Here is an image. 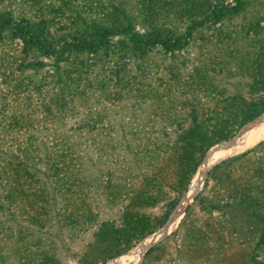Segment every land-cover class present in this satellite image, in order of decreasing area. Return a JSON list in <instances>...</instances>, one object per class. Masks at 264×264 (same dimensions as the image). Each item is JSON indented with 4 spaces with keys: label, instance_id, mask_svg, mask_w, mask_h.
Here are the masks:
<instances>
[{
    "label": "rangeland",
    "instance_id": "374dc122",
    "mask_svg": "<svg viewBox=\"0 0 264 264\" xmlns=\"http://www.w3.org/2000/svg\"><path fill=\"white\" fill-rule=\"evenodd\" d=\"M0 264H264V0H0Z\"/></svg>",
    "mask_w": 264,
    "mask_h": 264
},
{
    "label": "trees",
    "instance_id": "16d2710c",
    "mask_svg": "<svg viewBox=\"0 0 264 264\" xmlns=\"http://www.w3.org/2000/svg\"><path fill=\"white\" fill-rule=\"evenodd\" d=\"M130 31L129 28H123L120 30H107L103 29L97 32L96 38L93 40V42H78L72 44V47L75 49H84V48H89L93 43H96L97 45H103L105 44L108 36L117 34L119 33L118 31H122L125 33H128L130 37L134 38V40L142 45L146 46H154L158 45L162 47L165 50H174L180 48L186 41L187 36L189 35V32H186L183 37H174V38H167V37H162L159 35H151L147 37H141L138 33L136 32H127ZM40 49H43L40 45L38 46ZM44 54H46V50H42ZM173 205H171L169 208H172ZM169 208L166 209L165 213L163 214L162 218L165 219L167 217V211Z\"/></svg>",
    "mask_w": 264,
    "mask_h": 264
},
{
    "label": "bare ground",
    "instance_id": "6f19581e",
    "mask_svg": "<svg viewBox=\"0 0 264 264\" xmlns=\"http://www.w3.org/2000/svg\"><path fill=\"white\" fill-rule=\"evenodd\" d=\"M252 126V125H251ZM250 126V127H251ZM249 127V128H250ZM262 127V125L261 126H257V127H254V129L255 130H258V129H260ZM249 128H247L245 131H243L232 143H230V144H227V145H224V146H220V147H215V148H212L207 154H206V156H205V158H204V161H203V164L199 167V172H197V174L199 175V173H201L206 167H207V163H209L212 159H214V158H216V157H218V156H220V154L218 153V152H215L216 150H218V149H221V148H229V147H231L236 141H237V139L241 136V135H243V133H245ZM215 152V153H214ZM191 186H192V184H191ZM191 186H190V188H191ZM194 188L192 189V190H190V192H192L194 189H195V185L193 186ZM177 218H178V215H176V217L174 218V221L173 222H175L176 220H177Z\"/></svg>",
    "mask_w": 264,
    "mask_h": 264
},
{
    "label": "water",
    "instance_id": "95a60500",
    "mask_svg": "<svg viewBox=\"0 0 264 264\" xmlns=\"http://www.w3.org/2000/svg\"><path fill=\"white\" fill-rule=\"evenodd\" d=\"M150 245H151V243H150V244H147V245H145L143 248L149 247Z\"/></svg>",
    "mask_w": 264,
    "mask_h": 264
}]
</instances>
